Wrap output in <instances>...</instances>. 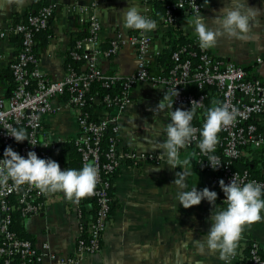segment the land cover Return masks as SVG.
Here are the masks:
<instances>
[{
	"label": "crops",
	"instance_id": "crops-1",
	"mask_svg": "<svg viewBox=\"0 0 264 264\" xmlns=\"http://www.w3.org/2000/svg\"><path fill=\"white\" fill-rule=\"evenodd\" d=\"M43 2L54 9L48 27L36 35L39 68L48 78H64L74 41L90 32V13L74 9V6L95 7L102 23V47L118 34L127 38L137 30L129 28L124 22V13L129 6L156 19L157 30L146 32L153 38L149 65L153 72L162 71L158 58L167 46L170 26L164 22L163 16L155 12L152 3L146 5L145 0H0V25L9 31L5 38H0V97H7L14 89L11 63L19 51L20 36L10 29L28 14L35 13ZM247 3L264 10V0H247ZM223 4L224 0H208L201 14L211 21ZM193 16L183 11L179 25L193 41L198 42L194 26L187 23ZM259 21L246 39L223 37L207 49L214 56L243 65L252 77L262 76L264 15L259 17ZM137 55L133 45L125 44L112 57L100 53L97 64L106 74L127 79L137 69ZM130 93L127 108L116 112L119 125L117 147L120 152H132L139 157L122 160L117 169L112 188L114 208L102 237V248L95 254H84L80 264H226L220 258L219 250L200 252L196 244L188 239L190 232L193 238L206 237L212 205L202 200L198 205L185 208L177 199V188L172 181L180 168L167 166L166 158L160 155L158 149V142L165 138L162 126L169 121L170 110L168 114L151 111L163 97L164 86L138 82L132 86ZM54 103L59 110L44 116L40 136L53 141L58 138L66 141L63 147L52 152L53 159L64 169L70 157V152L65 150L66 143L76 139L81 129L77 111L67 96L56 98ZM96 104L95 112L102 114L101 100ZM151 154L154 156L151 157ZM180 156L190 161V174L186 177L188 188L207 186L217 191L216 203L224 207L223 191L212 183L211 173L200 163L196 150L186 147L181 150ZM242 157L260 168L263 149L247 147ZM75 200L76 197H69L62 190L50 191L40 213L23 220L27 238L37 245L48 241L58 255L76 254L81 228ZM85 211L87 219L93 217L95 203L92 199L86 200ZM252 242H257L264 249V218L243 226L235 255L227 264H248L247 254ZM32 264L58 263L46 255Z\"/></svg>",
	"mask_w": 264,
	"mask_h": 264
},
{
	"label": "built area",
	"instance_id": "built-area-1",
	"mask_svg": "<svg viewBox=\"0 0 264 264\" xmlns=\"http://www.w3.org/2000/svg\"><path fill=\"white\" fill-rule=\"evenodd\" d=\"M208 0H172L167 5L164 20L168 23L179 22L181 10L194 15L203 11ZM146 5L151 0H145ZM81 12H89L91 26L89 36L84 43H77L70 50L72 61L83 65L77 68L72 62L68 64V71L61 80L48 78L39 68V57L36 52V35L46 29L54 14L51 5L42 6L37 12L28 14L24 19L16 22L11 32L20 36L19 51L11 63L14 79V89L7 97H0V145L3 150L10 145L22 155L34 150L39 157L53 159L52 152L63 147L66 142L62 138L53 141L48 137H41L43 118L55 114L59 107L54 100L62 95L67 96L69 103L77 111V121L81 134L74 140L80 155L81 165L92 162L98 169V179L91 194L76 198L77 214L80 219L81 234L77 242V253L73 255H58L48 241L37 245L30 238L21 237L15 231L14 213L19 211L21 217L38 215L43 208L44 199L50 191H41L29 183L15 184L12 179L0 182V264H32L48 255L58 264H80L84 254H95L102 248V237L108 227L112 213V188L114 175L122 160H136L139 156L132 152H120L117 147V133L119 131L118 114L124 111L131 97V88L138 82H150L153 85H163L166 90L177 89L178 95L172 96L173 108H189L192 100H200L197 109H204L208 100L212 99L210 107L216 103H228L229 107L239 109L236 120L218 133V143L214 155L222 162L213 169L207 162L208 157L201 153L197 140H193L186 147L196 150L200 163L211 173V181L220 187L219 180L223 178L229 183L236 173L242 181L257 180L264 183V177H258L248 169L240 170L234 166L233 160L244 155L245 148L264 150V73L260 77H252L241 64L214 56L208 49L201 48L199 41H194L197 50L188 51L186 48L173 52V65L169 73H156L149 68V53L153 38L143 30H135L129 37L117 35L110 41V46L103 49L100 33L102 23L95 7L74 6ZM9 31L0 25V38H5ZM133 45L137 49V69L127 79H119L115 75L106 74L97 64V57L103 53L112 57L125 45ZM198 57L194 61L193 57ZM94 80H100L107 92L100 98L103 113L99 118L92 119L85 111L92 96L89 95ZM122 82L121 93H111L117 83ZM217 93L214 96L213 89ZM96 100V99H95ZM112 110H109V109ZM201 123L192 121L199 129L202 128L206 116L197 114ZM113 124L115 137L110 139L109 148H102V138L105 129ZM9 126L24 127L28 133V140L17 142L6 129ZM19 144V146H16ZM3 155H0L2 157ZM154 156L151 154V157ZM63 170V169H62ZM223 193L222 201L226 207ZM92 199L95 203L93 217L85 215V202ZM87 230V236L84 232ZM248 264H264V249L257 242L250 243Z\"/></svg>",
	"mask_w": 264,
	"mask_h": 264
},
{
	"label": "clouds",
	"instance_id": "clouds-1",
	"mask_svg": "<svg viewBox=\"0 0 264 264\" xmlns=\"http://www.w3.org/2000/svg\"><path fill=\"white\" fill-rule=\"evenodd\" d=\"M261 15H264V10L250 6L247 0H224L223 7L211 21L201 12H197L187 23L194 26L199 46L207 49L215 46L223 37L246 39L260 23ZM124 22L129 28L144 32L157 30L158 27L156 19L131 6L124 13ZM173 95H178L177 89L166 90L159 102L151 108L152 112L159 114H168L170 110V119L162 126L165 138L158 142V149L160 155L166 158L167 166L180 168L172 181V184L176 185L180 205L188 208L200 204L202 200L212 205L206 237L193 238L190 232L188 239L196 244L200 252L219 250L220 258L227 264L235 255L243 226L264 218V183L254 179L244 182L236 173L229 183H225L221 178L219 185L225 196L226 207H219L216 203L217 191L210 190L207 186L188 188L186 177L190 174V161L187 157L181 159V150L193 140H197L201 153L208 157V164L213 169L218 168L222 162L213 154L219 140L218 133L236 120L239 109L234 105L229 107L226 102L216 103L208 108L203 126L199 129L198 139V129L192 121L200 106V100H192L189 108L174 109ZM5 129L6 135L13 137L17 142L28 140L24 127L9 126ZM8 179H12L17 185L29 183L41 191L62 190L69 197L80 198L93 192L98 179V169L94 163L88 162L79 169L62 170L59 162L51 157H39L34 150L28 151L25 156L8 145L0 157V182H6Z\"/></svg>",
	"mask_w": 264,
	"mask_h": 264
},
{
	"label": "trees",
	"instance_id": "trees-1",
	"mask_svg": "<svg viewBox=\"0 0 264 264\" xmlns=\"http://www.w3.org/2000/svg\"><path fill=\"white\" fill-rule=\"evenodd\" d=\"M151 1H152L153 6H154L155 12L158 13L161 17L163 16V19H164V16L166 15V11H167V5L170 4L172 0H151ZM44 5H45L44 2L41 3V5L37 9V11ZM175 12L178 14H183V11H181V10H176ZM164 22L170 26V30L167 32V36L169 39L167 42V46L159 55L158 66L161 67L162 73H169V70L171 69V66L173 65L172 55H173V52L175 50L186 48V50L188 52L191 50L192 51L197 50V48L194 46L193 39H191L190 36L185 33L184 29H182V27H180L179 22L168 23L165 20H164ZM88 36H89V33L86 36L80 37L77 40H75L72 48H74L77 45V43L80 41L82 43H84L85 39ZM109 46H110V43H108L107 46L103 47V49H106ZM197 51H199V50H197ZM193 60L197 62L198 57L197 56L193 57ZM70 62H72L73 65L77 68L82 66L80 62L72 61L71 58L69 59V63ZM149 68H150V70H152L151 65H149ZM14 86H15V83H14ZM122 86H123L122 82H119V83H117V85L114 88H112L110 90V92L111 93H121ZM106 92H107V89L102 85V82L100 80H94L93 81L91 89L89 91V95H91L93 98H92V100H90L88 106L85 109V111L88 113L90 118L96 119V120L99 118V114L97 112H95V108L97 107L95 99H96V97L102 98ZM213 92H214L213 94L215 96V94L217 93L216 88L213 89ZM211 104H212V99L210 98V100H208L207 107L204 109H200L196 112V115H195L196 123H201V120L199 119V116H197V114H199L200 112L201 113L204 112V115L206 116L207 115V109L210 108ZM109 110H112V109L110 108ZM262 128L264 129V126L260 125V130H262ZM113 136L115 137V133L113 131V124H109L108 127L105 129V133H104V136H103L102 141H101L102 148L104 150L109 148V143H110L109 141ZM16 146H19V144H17ZM65 150H68L70 152V157H69V160L67 162L66 168H76V169L81 168L82 165H81V161H80V155L77 151V148H76L74 141L66 143ZM3 152H4L3 146L0 145V155H3ZM261 162H262L261 167L258 168L259 166L257 167V165L253 161H248L243 157L233 160L234 166L236 168H238L240 170L248 169L254 175H256L258 177H264V150H263V159ZM113 208H114V206L112 205V211H113ZM23 220L24 219H23V217H21L19 211H16L14 213L13 227L19 236L27 238L28 234L25 231ZM87 235H88L87 230H85L84 236H87Z\"/></svg>",
	"mask_w": 264,
	"mask_h": 264
},
{
	"label": "water",
	"instance_id": "water-1",
	"mask_svg": "<svg viewBox=\"0 0 264 264\" xmlns=\"http://www.w3.org/2000/svg\"><path fill=\"white\" fill-rule=\"evenodd\" d=\"M98 100L100 101V97H96V101H98Z\"/></svg>",
	"mask_w": 264,
	"mask_h": 264
}]
</instances>
